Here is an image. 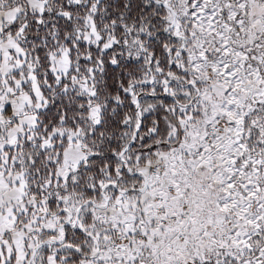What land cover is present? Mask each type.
<instances>
[{"label":"snow or ice","instance_id":"obj_1","mask_svg":"<svg viewBox=\"0 0 264 264\" xmlns=\"http://www.w3.org/2000/svg\"><path fill=\"white\" fill-rule=\"evenodd\" d=\"M0 264H264V0H0Z\"/></svg>","mask_w":264,"mask_h":264}]
</instances>
